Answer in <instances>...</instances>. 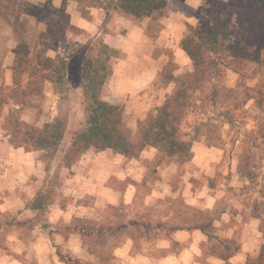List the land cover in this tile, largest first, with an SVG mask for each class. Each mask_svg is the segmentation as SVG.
Wrapping results in <instances>:
<instances>
[{
    "label": "rangeland",
    "instance_id": "rangeland-1",
    "mask_svg": "<svg viewBox=\"0 0 264 264\" xmlns=\"http://www.w3.org/2000/svg\"><path fill=\"white\" fill-rule=\"evenodd\" d=\"M28 1L61 10L69 26L54 29L57 15L28 17L19 48L0 15V259L56 264L57 252L71 256L59 244L76 226L89 257L65 264H223L211 251H223L225 241L240 248L230 263L264 264V0H169L164 14L139 20L111 0L86 17L74 1L57 8V0ZM218 11L235 34L228 47L239 50L227 48L215 72L193 82L185 77L194 67L180 42ZM79 16L87 28L75 25ZM98 57L105 60L101 70ZM47 59L53 63L45 68ZM84 69L96 76L99 99L121 109L135 141L148 117L181 92L177 129L189 145L187 158L166 159L146 146L120 162L123 170L139 163L138 176L122 183L113 176L105 184L115 189H70L82 156L75 161L68 150L86 126ZM34 129H43L48 143L35 144ZM84 154L107 161L118 153ZM127 184L136 189H123ZM39 195L37 213L20 211Z\"/></svg>",
    "mask_w": 264,
    "mask_h": 264
},
{
    "label": "trees",
    "instance_id": "trees-1",
    "mask_svg": "<svg viewBox=\"0 0 264 264\" xmlns=\"http://www.w3.org/2000/svg\"><path fill=\"white\" fill-rule=\"evenodd\" d=\"M74 1L80 9L81 15L86 17L92 8H102L101 0H70ZM169 0H111L108 5L120 10L127 18L131 20H139L141 18L150 17L154 13L164 14ZM52 9V8H51ZM48 7H39L28 0H0V15L11 28L14 36L19 41V48L25 47L23 43L24 34L27 31V18L32 17L37 20L46 19L51 14L57 15L58 24L55 28L64 31L69 26L63 22L68 17L61 10H51ZM225 8H223V13ZM221 12L209 15L205 21L196 27H190L191 33L186 35L180 42V48L185 52L187 57L193 64L194 71L185 77L190 78L193 82L203 81L207 76L214 73L219 66L217 61L219 55H223L228 48L231 51H238L235 46L228 47V42L235 36L234 32L229 28L224 15ZM252 24V23H251ZM52 23L47 22V29ZM233 43V42H230ZM103 49H109L103 44ZM99 68H104L105 60L102 57L97 59ZM53 63L52 59L45 61V68ZM20 66V65H19ZM97 70V72H98ZM84 82L82 85V100L85 106L86 126L77 133L72 139L68 155L77 157L83 155L89 149L105 150L111 149L123 156H134L142 151L146 146L156 147L163 151L166 159L187 158L189 153L188 143L182 141L178 137V119L179 113L185 106L181 102V92L174 93L167 97L155 115H150L146 122L141 125L139 139L133 140L126 127L123 124L121 109L118 106L111 105L99 99V94L95 91L97 86L96 76L89 74L84 69ZM51 77L45 75L46 80ZM39 83L33 86V92H37ZM48 125V124H47ZM45 124L44 128H47ZM43 129H34L30 133V139L37 145L43 146L48 143V137L43 136ZM61 132L56 134L55 139L61 138ZM51 140V139H50ZM49 140V141H50ZM74 157V156H73ZM72 166V165H71ZM67 163L65 168H70ZM42 199L37 196L34 200L28 202L25 210L38 212L41 208ZM20 212V211H19ZM19 225H25L24 222H18ZM261 227L264 236V221L261 220ZM205 235L211 236L207 227H199ZM226 248L221 251L220 248H214L212 255L222 260L223 264H232L229 260L236 255L240 248L233 246L230 241L220 242ZM0 247L5 249L0 240ZM57 256L64 263L71 261H80V259H72L68 256L57 252ZM264 260V244L261 247L259 255Z\"/></svg>",
    "mask_w": 264,
    "mask_h": 264
},
{
    "label": "crops",
    "instance_id": "crops-1",
    "mask_svg": "<svg viewBox=\"0 0 264 264\" xmlns=\"http://www.w3.org/2000/svg\"><path fill=\"white\" fill-rule=\"evenodd\" d=\"M61 4H62L61 0L60 1L57 0L52 3V5L55 8L60 7ZM70 14H71V24H74L73 22V20L75 19L74 13L71 12ZM76 21L77 23H75V25H78L82 28H87L86 21L82 19L80 16L76 18ZM105 42H107L106 39ZM81 156L82 157L78 160L76 165H74L71 169L76 176L75 179L69 181L70 189H89V188L115 189L106 186L105 184L110 178L115 176L118 178L119 182L122 183L126 180L127 176H131V175L138 176L140 172V169L136 165L139 163L136 164L130 163L128 166L126 165L125 170H123L120 162H123L124 156L120 154H115L109 157L110 159L107 161H101L102 158H104V154L91 156L87 160H85L86 158L85 154ZM89 156H87V158ZM123 189H136V188L131 184H127V186ZM23 210H25L24 207L20 211L22 212ZM25 211H31V210H25ZM31 212H35V211H31ZM75 212L76 211L74 210L73 213ZM77 215H79V212L77 213ZM68 233L69 234L67 241H65V239L62 238V242L59 244L60 246L65 245V249L68 250V252L71 254V256L68 255V257L73 259H80V260L89 257L86 246H83V241H82L83 230H81L76 226H73L69 228ZM54 258L56 264H65L56 255H54ZM240 258L241 257L239 255L238 257H235V260H238ZM231 262H234V260L233 261L231 260ZM0 264H19V263H17L14 259L1 258Z\"/></svg>",
    "mask_w": 264,
    "mask_h": 264
}]
</instances>
